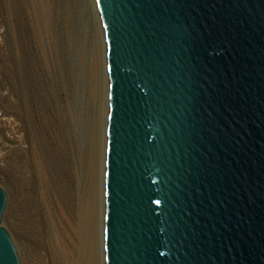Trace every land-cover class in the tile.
<instances>
[{"label": "water", "instance_id": "water-1", "mask_svg": "<svg viewBox=\"0 0 264 264\" xmlns=\"http://www.w3.org/2000/svg\"><path fill=\"white\" fill-rule=\"evenodd\" d=\"M105 264H264V0H94ZM0 264H20L2 226Z\"/></svg>", "mask_w": 264, "mask_h": 264}, {"label": "rangeland", "instance_id": "rangeland-1", "mask_svg": "<svg viewBox=\"0 0 264 264\" xmlns=\"http://www.w3.org/2000/svg\"><path fill=\"white\" fill-rule=\"evenodd\" d=\"M94 5V0H0V186L8 197L2 226L20 264L61 261L43 238L38 247L33 233L38 218L47 229L51 224L37 191L39 157L54 183V210L58 214L59 203L70 219L78 196L91 192L89 171L95 167L98 240L101 222L104 233L108 83ZM52 224L59 228L55 216Z\"/></svg>", "mask_w": 264, "mask_h": 264}, {"label": "bare ground", "instance_id": "bare-ground-1", "mask_svg": "<svg viewBox=\"0 0 264 264\" xmlns=\"http://www.w3.org/2000/svg\"><path fill=\"white\" fill-rule=\"evenodd\" d=\"M95 6V5H94ZM96 8V7H95ZM96 11V10H95ZM99 18V15H98ZM100 19V18H99ZM100 21V20H99ZM102 30V29H101ZM103 33V31H102ZM104 34H102V37ZM104 38V37H103ZM105 45V44H104ZM36 175L38 178L37 191L39 193V199L45 204L48 217L50 219V229L44 227L43 222L39 220L35 222L36 229L33 231L38 247L42 246L41 239L43 238L47 248H52L56 257H60V264H105L104 263V239H103V222L100 224L101 234L99 235L95 231L96 221L94 203V192L96 188V173L95 167L90 169L91 173V192L88 198L78 196L77 207L74 213V218L70 219L61 205L58 203V214L54 210V199H56L54 183H52L50 177L47 175L46 170L41 162V159L36 160ZM104 183V164L102 169ZM93 179V182H92ZM101 185V184H99ZM99 188V187H98ZM104 189V184H103ZM97 193V192H96ZM101 200L102 194L100 193ZM96 204V203H95ZM69 208V207H68ZM103 206L101 208V215L103 214ZM71 208H69L70 213ZM96 214V213H95ZM53 216H55L59 222V228L57 229L55 224H52ZM62 219L65 221L67 228L61 223ZM97 220V219H96ZM104 220V218H103ZM61 228V230H60ZM98 230V227H97ZM99 248V249H98ZM99 252V253H98ZM99 260V263H98Z\"/></svg>", "mask_w": 264, "mask_h": 264}]
</instances>
